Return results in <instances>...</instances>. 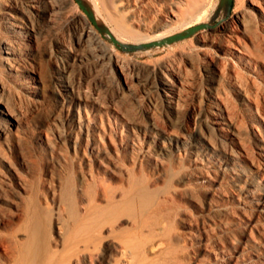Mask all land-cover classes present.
I'll return each instance as SVG.
<instances>
[{"label": "rangeland", "instance_id": "obj_1", "mask_svg": "<svg viewBox=\"0 0 264 264\" xmlns=\"http://www.w3.org/2000/svg\"><path fill=\"white\" fill-rule=\"evenodd\" d=\"M53 1L0 21V264H264V2Z\"/></svg>", "mask_w": 264, "mask_h": 264}, {"label": "bare ground", "instance_id": "obj_2", "mask_svg": "<svg viewBox=\"0 0 264 264\" xmlns=\"http://www.w3.org/2000/svg\"><path fill=\"white\" fill-rule=\"evenodd\" d=\"M20 1V5L18 6V9L20 11H22V13L24 14V18L26 17L27 19H29L31 21L32 24L27 25L28 23L23 24L22 20L20 18H17L16 16H14V14L12 12L7 11V10H2L0 9V21H4L8 26V29L10 30V33L15 36L16 38H32V39H36L37 38V31L35 29V23L38 22L39 20H48V16L51 14V12H53V0H19ZM63 1H69V0H63ZM95 0H81V2H84L85 4H88L92 10H94L97 14V17L99 19H102L100 17V11L98 6L100 4H98L97 6L94 4ZM99 1V0H98ZM264 0H255L253 1V3L255 2H260ZM2 1L0 0V3ZM100 2V1H99ZM104 2V4L106 5L108 0H102V3ZM176 2L178 3H182V6L180 7V11L177 12V14H175L176 18L179 19V17L185 16L187 14H194L197 10L199 12V10L202 8V3L203 0H177ZM152 3V2H151ZM103 4V5H104ZM221 4V3H220ZM159 6V5H158ZM99 12V13H98ZM243 17V16H240ZM51 19V18H50ZM49 19V20H50ZM174 19H169V23L172 24ZM22 21V22H21ZM5 23V24H6ZM4 24V23H3ZM6 26V25H5ZM2 31V30H1ZM91 33L93 35L96 34V32L94 31H87V35L91 36ZM113 33L115 35H121L120 33H117L115 30H113ZM164 33V32H163ZM185 33V32H184ZM92 35V36H93ZM97 35V34H96ZM123 35V34H122ZM156 38H160L161 34H155ZM180 36H182V33H180L178 35V37L180 38ZM9 37V36H8ZM151 37V36H150ZM155 37V36H154ZM166 37V36H165ZM11 38V37H10ZM8 39L7 37H3L2 35H0V71L2 68H4L5 65L8 64V66L12 69V67H14L12 65L11 60L17 56V54H19V51L21 49V47L23 46H15V44L12 43V41H10L11 39ZM95 38V37H94ZM97 40L98 37H96ZM154 38V39H156ZM15 39V38H14ZM153 39V40H154ZM17 40V39H16ZM158 41V40H157ZM14 42V41H13ZM21 42V39H20ZM102 42V41H100ZM23 43V42H22ZM29 44V43H28ZM28 44L26 43V49H30V50H25V51H32L30 46H28ZM22 45V44H21ZM71 51V50H70ZM102 54L105 55L106 57H109L110 59L114 58V50L112 47L106 46L104 49L102 48ZM16 58V57H15ZM22 58V57H21ZM25 59V58H23ZM22 60V59H20ZM26 61V64H29V62ZM32 63V62H31ZM33 64V63H32ZM24 71L29 72V67L25 66L24 67ZM13 72V71H12ZM19 72V71H18ZM21 72V71H20ZM34 72V71H33ZM16 74V73H15ZM23 75V74H22ZM22 77V76H21ZM28 80V79H27ZM166 80V79H165ZM164 81V84L168 87H171V84L169 83V81ZM63 84V83H62ZM64 87L66 88V90H73L72 86L69 83H64ZM221 109V108H220ZM2 110V109H1ZM5 113V110H4ZM221 117H223V113H221ZM225 119V118H224ZM223 129V128H221ZM200 145V144H199ZM202 146V145H201ZM215 147V146H214ZM217 147V146H216ZM215 147V148H216ZM213 149V148H212ZM231 176L232 178H234V180H236L237 185H239V181H241L242 179H246L247 174L244 168H242L239 165H235L234 167H232V171H231ZM247 189V188H246ZM264 207V206H263Z\"/></svg>", "mask_w": 264, "mask_h": 264}, {"label": "water", "instance_id": "obj_3", "mask_svg": "<svg viewBox=\"0 0 264 264\" xmlns=\"http://www.w3.org/2000/svg\"><path fill=\"white\" fill-rule=\"evenodd\" d=\"M230 4H232V0H228Z\"/></svg>", "mask_w": 264, "mask_h": 264}]
</instances>
